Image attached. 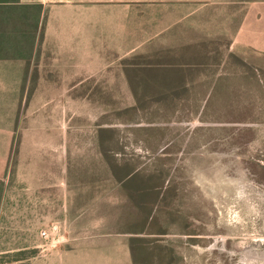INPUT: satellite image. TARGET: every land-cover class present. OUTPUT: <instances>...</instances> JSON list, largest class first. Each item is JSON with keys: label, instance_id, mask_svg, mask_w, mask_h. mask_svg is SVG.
Here are the masks:
<instances>
[{"label": "rangeland", "instance_id": "374dc122", "mask_svg": "<svg viewBox=\"0 0 264 264\" xmlns=\"http://www.w3.org/2000/svg\"><path fill=\"white\" fill-rule=\"evenodd\" d=\"M226 24L224 17L207 21L209 30ZM241 54L225 66L226 80L208 104L196 99L206 94V85L195 84L173 107L149 101L133 110L128 87L114 75L90 80L94 85L25 87L17 106V128L24 124L25 130L15 134L8 151L10 175H32L34 184L40 160L52 182L66 172L102 173L106 211L94 199L80 198L89 211L74 220L77 238L61 247L64 253L73 247L63 264H131L127 248L134 233L119 229L126 196L114 187L111 192L106 177L111 161L120 168L123 159L153 173L150 182L172 185V198L159 211L174 216L170 232L134 235L158 245L160 258L153 255L151 264H264V60ZM98 127L114 131V140L102 134L110 149L95 148ZM80 183L82 193L88 186ZM100 208L103 214L96 212ZM100 225L112 233L96 236ZM56 232L40 235L50 248L65 242ZM38 250L5 253L0 260L26 264Z\"/></svg>", "mask_w": 264, "mask_h": 264}, {"label": "crops", "instance_id": "0c3cea01", "mask_svg": "<svg viewBox=\"0 0 264 264\" xmlns=\"http://www.w3.org/2000/svg\"><path fill=\"white\" fill-rule=\"evenodd\" d=\"M209 17H224L227 24L209 30ZM242 50L249 61L264 60V0H17L0 5V255L39 248L26 264H63L73 247L66 253L61 247L77 238L74 220L89 211L80 198L94 199L105 210L101 171L78 177L66 172L52 182L46 161L40 160L34 184L32 175L21 180L10 175L8 151L15 134L25 130L24 124L17 128V106L25 100L26 86L94 85L90 80L114 75L128 87L132 102L136 87H155L144 95L139 90L143 97L136 100L177 102L184 92L160 97L159 87L195 84L206 85V94L196 98L206 102L211 87L227 75L225 66L240 60ZM93 144L98 150L111 147L103 139L96 142L95 135ZM109 172L108 189L124 194L121 179ZM81 179L88 186L82 193ZM40 231H57V239L65 242L50 248ZM96 231L100 238L112 233L103 225Z\"/></svg>", "mask_w": 264, "mask_h": 264}, {"label": "trees", "instance_id": "16d2710c", "mask_svg": "<svg viewBox=\"0 0 264 264\" xmlns=\"http://www.w3.org/2000/svg\"><path fill=\"white\" fill-rule=\"evenodd\" d=\"M16 1L17 0H0V5L11 4ZM225 80V77L221 78L217 81V84L211 87V95H209L205 104H208L212 93L217 91V87L222 86V82ZM136 89L138 90V94L140 90L141 95H144L146 93H150L151 90L154 91L155 87H136ZM158 90L160 97H166L165 95H169L171 99H173L175 98V95L180 92H184L186 89L180 86H160ZM138 94L134 96L135 101L131 106V109L133 110H135V108H140L143 103H149L136 100L138 97H143L138 96ZM162 102L166 106L173 107L175 105L173 100H166ZM113 132L114 131L112 129L97 128L95 141L100 142L103 139V133H108L110 135L109 139L114 140ZM129 161L128 159H123V164L120 168H117L112 161L109 166L111 173L121 179V188L127 200L128 208L125 211V217L122 218L123 225H121L119 229L134 234L145 233L163 235L169 233L170 230L167 226L170 224V221L173 220L174 216L172 213L167 211L164 213L159 211L161 207H165L166 204H169V200L172 198L173 189H171V183L168 182L166 185H163V179L157 183L150 182V180L154 178V174L151 172L143 173L144 170L133 166ZM162 215L163 219H161ZM163 221H165V223H163ZM128 241L131 264H151L150 259L153 255L155 258H160L161 251L156 250L158 247L156 243H145L144 238L137 236H131ZM160 263H162L161 260ZM155 264L159 263L155 261Z\"/></svg>", "mask_w": 264, "mask_h": 264}, {"label": "built area", "instance_id": "2783aa9c", "mask_svg": "<svg viewBox=\"0 0 264 264\" xmlns=\"http://www.w3.org/2000/svg\"><path fill=\"white\" fill-rule=\"evenodd\" d=\"M41 236H43V237H46L48 234L46 233V231H40V233H39Z\"/></svg>", "mask_w": 264, "mask_h": 264}]
</instances>
